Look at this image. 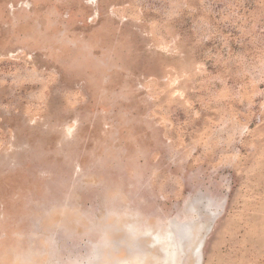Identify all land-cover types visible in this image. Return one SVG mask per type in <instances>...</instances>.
<instances>
[{
	"label": "rangeland",
	"instance_id": "obj_1",
	"mask_svg": "<svg viewBox=\"0 0 264 264\" xmlns=\"http://www.w3.org/2000/svg\"><path fill=\"white\" fill-rule=\"evenodd\" d=\"M0 264H264V0H0Z\"/></svg>",
	"mask_w": 264,
	"mask_h": 264
}]
</instances>
